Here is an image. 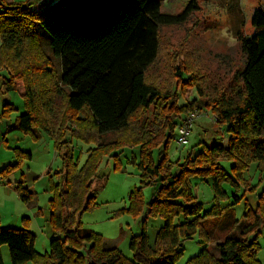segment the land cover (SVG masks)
I'll return each mask as SVG.
<instances>
[{"label":"trees","instance_id":"trees-1","mask_svg":"<svg viewBox=\"0 0 264 264\" xmlns=\"http://www.w3.org/2000/svg\"><path fill=\"white\" fill-rule=\"evenodd\" d=\"M30 1L0 0V69L6 68L11 79L3 87L18 90L24 99V112L5 133L20 132L36 139V130L42 128L53 133L56 148L67 151L63 168L56 173L59 182L50 187L48 252L35 251L34 235L26 227H0V264H4V245L10 264H176L184 243L197 234L204 246L186 264H261L256 254L264 229V191L254 208L245 207L239 235L226 236L216 245L217 256L206 245L214 223L224 229L239 222L232 208L221 219L219 204L229 199L225 185L233 189L247 186L243 173L251 164L264 173V8L252 16L253 33L238 34L243 55L242 68L235 73L241 86L238 98L204 101L195 71L177 67L172 75L182 92L186 86L199 96L180 107L178 95L150 82L147 72L159 53L160 28L185 21L196 9L195 0L178 15L162 12L165 0H57L39 11L31 10ZM36 27L48 36L51 54L60 63L59 84L69 90L67 94L57 91L64 102L56 130L50 127L53 103L49 95L58 83L53 84L55 72L39 50ZM13 109L4 103L1 116H9ZM203 110L212 111L216 124L226 127L225 142L203 145L198 154L190 151L182 163H171L170 143L182 125L177 126L175 119ZM149 112L155 132L137 137L135 127ZM89 133H94L96 141L116 137L100 142L78 168L70 156L67 136L93 141L85 136ZM108 145L138 147L141 182L157 187L147 214L161 218L163 225L151 245L142 224L139 234L129 241L131 259L118 248H107L100 234L80 223V216L96 206L98 158ZM13 151L16 162L0 170V179L17 170L22 160H31V154ZM225 161L231 162V175L220 164ZM193 177L210 179L215 203L210 211L204 212L197 201L190 183ZM13 189L22 203L37 201V194L24 187L23 181ZM139 195L136 190L130 199L135 201ZM233 198L236 204L239 198Z\"/></svg>","mask_w":264,"mask_h":264},{"label":"rangeland","instance_id":"rangeland-1","mask_svg":"<svg viewBox=\"0 0 264 264\" xmlns=\"http://www.w3.org/2000/svg\"><path fill=\"white\" fill-rule=\"evenodd\" d=\"M14 3H25L28 0H9ZM57 0H33L31 10L39 11L49 3ZM192 0H165L163 13L178 15L182 13ZM196 9H192L186 20L181 24L163 26L159 31V53L155 62L147 72L150 82L158 85L170 95H178L180 107L199 99L194 89L185 86L182 92L177 79L173 77L174 69L181 67L192 69L199 77V85L203 91L204 101H214L219 98L224 100L238 98L241 90L240 83L235 79V73L242 68L243 55L239 48L238 34L250 36L253 33L251 24L252 16L256 9L264 8V0H195ZM39 42V50L48 58L50 68L55 72V81L58 83L52 88L50 99L52 111L50 114V127L56 130L63 109L61 94L69 90L59 84L60 63L54 58L49 49V39L40 28H35ZM1 44V40H0ZM188 79V76H184ZM10 75L6 68L0 69V170L6 165L14 164L16 158L13 149H20L31 154V160H22L19 168L13 171L6 179H0V227L13 228L23 218L27 230L34 235V249L44 254L49 250V235H52L48 227L49 199L51 184L59 182V175L63 168L62 158L67 148L60 150L55 147L53 133L36 130V139L33 136L20 132L6 134L8 126L12 125L17 116L24 112V99L18 90L5 91L3 83L9 81ZM53 85V86H54ZM4 103L13 106L9 116H1ZM192 120V127L184 145H178L176 134L170 143L168 157L171 163H182L188 153L193 151L198 154L203 145L212 146L218 142H225L227 138L226 127L215 122L212 111L203 110L190 114H183L175 119V123L181 125L187 120ZM152 115L149 112L135 127V134L140 137L142 133L153 134L155 128L152 124ZM177 131V130H176ZM84 138L67 136L70 142V156H73L78 168L85 164L89 153L98 147L102 141H109L116 135H108L104 140L96 141L94 133L85 135ZM96 141V142H94ZM161 149L159 148V151ZM97 176L95 181L97 195L96 206L84 212L80 216L82 228L91 230L102 236L107 248H118L123 255L131 259L132 252L129 249L130 238L139 234L144 224L149 242L154 245L157 231L162 227L163 220L147 214V206L156 194L157 187L142 184L138 147L110 148L98 158ZM223 168L231 175V162H221ZM173 172L175 170L173 169ZM247 186L241 185L233 189L225 185L229 199L219 204V213L222 215L227 209L232 208L235 219L239 220L228 228L222 229L218 223H214L211 239L206 249L217 256L216 245L221 243L226 236L239 235L243 225L241 217L245 213V207L252 208L259 201L260 194L264 191V173L251 164L243 173ZM19 180L24 182V187L37 194V201L28 204L22 203L13 186ZM193 193L197 201L203 205V211L213 209V191L210 179L193 177L190 179ZM140 191L139 198L132 201V193ZM233 195L239 198L236 204ZM232 206H231V205ZM225 209L223 212L222 210ZM181 221L182 218L179 217ZM217 221H219L217 219ZM16 222V223H15ZM50 231V233H49ZM198 234L184 243L183 252L176 264H186L190 258L197 255L204 244H201ZM257 260L264 264V229L261 230L258 240ZM1 254L5 264H10L7 246L1 247ZM32 264V263H28Z\"/></svg>","mask_w":264,"mask_h":264},{"label":"built area","instance_id":"built-area-1","mask_svg":"<svg viewBox=\"0 0 264 264\" xmlns=\"http://www.w3.org/2000/svg\"><path fill=\"white\" fill-rule=\"evenodd\" d=\"M191 127H192V120L189 119L177 128L176 142L178 145L186 144L187 137L190 133Z\"/></svg>","mask_w":264,"mask_h":264},{"label":"crops","instance_id":"crops-1","mask_svg":"<svg viewBox=\"0 0 264 264\" xmlns=\"http://www.w3.org/2000/svg\"><path fill=\"white\" fill-rule=\"evenodd\" d=\"M16 223V222H15ZM23 223V218L20 220V221H18L17 222V224H15V226L13 227L14 229H18V230H21V229H23V228H25L26 227V225L25 224H22ZM27 228V227H26ZM49 233H50V231H49ZM50 238H51V234L49 235V242H50ZM5 264V263H4Z\"/></svg>","mask_w":264,"mask_h":264},{"label":"water","instance_id":"water-1","mask_svg":"<svg viewBox=\"0 0 264 264\" xmlns=\"http://www.w3.org/2000/svg\"><path fill=\"white\" fill-rule=\"evenodd\" d=\"M88 264H107V263H95V262H89Z\"/></svg>","mask_w":264,"mask_h":264}]
</instances>
